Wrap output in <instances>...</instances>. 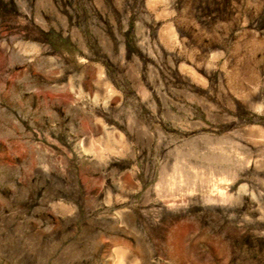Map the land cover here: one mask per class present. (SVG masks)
Returning a JSON list of instances; mask_svg holds the SVG:
<instances>
[{"label":"rangeland","instance_id":"obj_1","mask_svg":"<svg viewBox=\"0 0 264 264\" xmlns=\"http://www.w3.org/2000/svg\"><path fill=\"white\" fill-rule=\"evenodd\" d=\"M0 264H264V0H0Z\"/></svg>","mask_w":264,"mask_h":264}]
</instances>
